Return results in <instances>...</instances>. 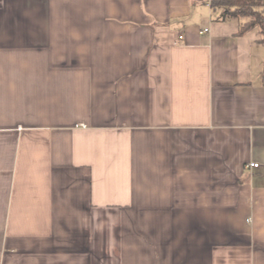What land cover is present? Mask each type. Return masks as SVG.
Here are the masks:
<instances>
[{
  "label": "crops",
  "instance_id": "0c3cea01",
  "mask_svg": "<svg viewBox=\"0 0 264 264\" xmlns=\"http://www.w3.org/2000/svg\"><path fill=\"white\" fill-rule=\"evenodd\" d=\"M212 1L0 0V264H264V44Z\"/></svg>",
  "mask_w": 264,
  "mask_h": 264
},
{
  "label": "trees",
  "instance_id": "16d2710c",
  "mask_svg": "<svg viewBox=\"0 0 264 264\" xmlns=\"http://www.w3.org/2000/svg\"><path fill=\"white\" fill-rule=\"evenodd\" d=\"M212 4L223 8L222 19H238L241 22V33L258 27L260 42L264 44V10L261 0H213Z\"/></svg>",
  "mask_w": 264,
  "mask_h": 264
},
{
  "label": "built area",
  "instance_id": "2783aa9c",
  "mask_svg": "<svg viewBox=\"0 0 264 264\" xmlns=\"http://www.w3.org/2000/svg\"><path fill=\"white\" fill-rule=\"evenodd\" d=\"M261 163L259 162H251L249 164H247V167H260Z\"/></svg>",
  "mask_w": 264,
  "mask_h": 264
}]
</instances>
